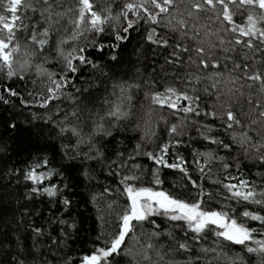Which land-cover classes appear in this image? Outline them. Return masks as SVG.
<instances>
[{
	"label": "trees",
	"instance_id": "trees-1",
	"mask_svg": "<svg viewBox=\"0 0 264 264\" xmlns=\"http://www.w3.org/2000/svg\"><path fill=\"white\" fill-rule=\"evenodd\" d=\"M0 42V264H264V0H0Z\"/></svg>",
	"mask_w": 264,
	"mask_h": 264
},
{
	"label": "rangeland",
	"instance_id": "rangeland-1",
	"mask_svg": "<svg viewBox=\"0 0 264 264\" xmlns=\"http://www.w3.org/2000/svg\"><path fill=\"white\" fill-rule=\"evenodd\" d=\"M0 44H2V42H0ZM2 54L5 55L6 58H8L7 52L2 51ZM135 193L136 192H133V194ZM152 194L158 195V197L156 199H154L153 197L140 199V208L142 211L141 218L146 217L148 214L153 213L155 210H162L167 212L168 215H170L172 218L182 219L186 221L188 226L194 231H203L208 228L209 224L201 222V216L204 213L199 209L198 206L181 203L179 201L169 198L168 196L162 193L152 192ZM229 223H234L238 227L239 232L244 233L246 237L247 231L243 229L241 226L237 225L234 221H230V222L226 221V223L221 225L220 227L224 226L226 229ZM224 234L227 235L226 231L224 232Z\"/></svg>",
	"mask_w": 264,
	"mask_h": 264
},
{
	"label": "water",
	"instance_id": "water-1",
	"mask_svg": "<svg viewBox=\"0 0 264 264\" xmlns=\"http://www.w3.org/2000/svg\"><path fill=\"white\" fill-rule=\"evenodd\" d=\"M22 0H14L16 3H20ZM88 6L90 4L88 3ZM145 197H153L156 199L158 195H153L151 192H137L132 196V216L136 219H140L142 216V211L140 208V199ZM131 218L127 217L124 220L123 226H122V232H128L131 230ZM226 219L221 216L219 213L212 212V213H204L201 216V222L207 223L215 226H221L226 223ZM226 234L229 239L235 241V242H241L245 238V234L242 232H239L238 227L234 223H229L225 229ZM88 264H93L92 259L88 260Z\"/></svg>",
	"mask_w": 264,
	"mask_h": 264
}]
</instances>
